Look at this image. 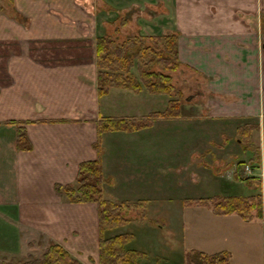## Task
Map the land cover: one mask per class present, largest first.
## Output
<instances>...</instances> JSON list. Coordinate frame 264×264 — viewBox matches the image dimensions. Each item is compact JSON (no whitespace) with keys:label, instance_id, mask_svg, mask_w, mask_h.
<instances>
[{"label":"crops","instance_id":"obj_1","mask_svg":"<svg viewBox=\"0 0 264 264\" xmlns=\"http://www.w3.org/2000/svg\"><path fill=\"white\" fill-rule=\"evenodd\" d=\"M88 1L13 0L10 5L0 0V211L9 213L11 221L18 223L1 230V254L14 253L25 231L44 234L52 243L69 249L68 213L74 209L81 212L79 241L82 245L85 239L94 241L98 254L97 206L96 228L86 229V212L96 204L67 202L56 195L54 186L73 183L78 165L97 158L96 122L102 117L114 118L101 111L102 98H108L117 88L109 89L104 96L97 94L95 39L115 28L120 29L122 37L130 34V25L141 35L175 34L181 64L205 78V89L197 94L206 92L219 99L198 105L211 111L206 118H217L215 121L226 125L237 120L234 126L252 121L263 142L264 0H99L107 8L105 15L90 8ZM155 4L160 11L153 14L154 20L140 15L137 22L129 20L135 12L150 14L149 7ZM118 17L127 20L124 26L117 22ZM167 119L189 120L191 124L202 117L188 113L157 117L158 123ZM18 126L25 129L29 150L17 148ZM114 133L100 137L103 172L102 146ZM140 135L149 140L148 133ZM189 136L196 141L197 134ZM262 142L249 165L251 174H244L253 177L250 182L233 179L235 172L224 179L215 175L212 183L201 185L195 196L159 203L170 206L172 199L180 203L179 214L163 220L169 230L181 228V246L191 254L227 252L229 264H264ZM145 158V164L164 167L166 163L157 154L150 157V150ZM213 182L217 183V192H213ZM219 195H259L260 216L244 220L235 213L216 214L207 204L197 202ZM146 200L142 199L144 204ZM54 206H58V212Z\"/></svg>","mask_w":264,"mask_h":264},{"label":"rangeland","instance_id":"obj_2","mask_svg":"<svg viewBox=\"0 0 264 264\" xmlns=\"http://www.w3.org/2000/svg\"><path fill=\"white\" fill-rule=\"evenodd\" d=\"M88 6L103 15L108 13L107 11L104 13L107 8L99 0H89ZM149 10L150 14L145 13L144 15L143 12H135L132 16L130 14L129 20L134 19L137 22L139 15L140 18H149L150 16V19L154 20L153 14L160 10L157 9L156 4L151 5ZM128 29L130 33L132 32L135 35L136 32L131 28V25ZM143 43L147 44L148 41L144 39ZM132 72L138 76L137 66L134 65ZM171 83L173 84V90L169 95L152 94L144 87L138 91L117 88L113 90L108 98H102L101 101L102 114H107L106 112L113 114V119L125 120V124H127L128 121L126 120L128 119L135 125L144 124L143 127L133 131L119 130V132H115L113 136L107 138V142L103 140L105 145L102 146V157L105 166L104 175L107 178L104 185V196L114 202L123 201L127 203L129 206L125 214L131 220L130 223L115 229L111 234L130 233L132 240L129 247L145 252L149 264H191L192 262V254L183 245L181 246V228L176 226L173 227L174 229L169 230L163 220L167 216L171 217L179 214L180 203L177 199H172L169 202L172 206H169L168 203H165V206L159 203L168 202V199L173 197L183 199L184 197L195 196L202 186H206L208 181L212 183L211 181L214 180L215 175L222 176V179H224L223 177L227 174L234 173L238 169L240 162L250 165L253 162L251 159L256 158L258 145L262 142V138L257 137L255 130L250 131V138L242 135L241 126L244 124L234 126L237 124V120H232L226 125L224 122L215 121L218 120L217 118H211L217 123L206 118L210 116L211 111L200 108L198 105L201 102L215 103L219 99L206 92L202 96L197 94L198 91L205 89L206 81L193 68L181 64L172 73ZM123 90L128 92H123ZM174 103L177 106L173 105ZM189 103L194 104V106H189ZM163 104L165 110L168 106L171 107L170 117L167 118H174L188 113L198 114L202 119H198L196 122L192 121L191 124L189 120L180 122L174 119H171V121L167 119L165 122L159 121L158 123V115H162L165 111ZM107 107L110 108L108 111ZM128 113L134 114V116L126 115ZM117 114L120 117H116ZM222 124L224 125L223 131H221ZM250 125H254L252 121ZM207 126L208 130H205ZM143 133L150 135L149 140L140 135ZM205 133L208 134V137ZM191 134L193 136L197 134L196 141L190 140L189 135ZM117 135H119L118 138H116ZM120 135H126L128 138L122 139ZM115 138L116 141H113ZM153 139L155 141H152ZM145 140L148 141L145 142ZM111 144L112 146H110ZM244 147L248 148L244 150ZM124 148L127 150L125 151ZM148 150H150V157L157 154L160 160L164 158L166 160L165 166L158 167L148 164L150 162L145 164V156H147ZM160 152H164L165 157L161 156ZM242 170L243 175L245 173L248 175L246 165L243 166ZM231 177L229 179L233 181ZM71 184L73 185L74 182ZM219 184L221 185V182ZM214 186H217L216 182ZM215 187L213 192L218 191ZM142 199H147L148 203L143 205L140 202L138 203L140 205L132 206V204L142 201ZM91 207L93 210L86 212L87 230L92 229V227L94 230L96 228V205ZM171 207L172 212H168ZM54 210L58 212V206H54ZM80 218L81 212L79 213L77 209L69 211L70 236L67 242L71 246L66 250L82 264H97L98 254L94 241L85 239V245H82V241H79L77 229H80L81 226ZM65 219L67 220V216ZM11 220L12 217L9 213L1 209L0 233L4 227L18 224L16 221ZM21 236L18 246L13 249L15 250L14 253H0V264L39 259L43 256L49 244L53 242L41 233L29 234L28 231H25Z\"/></svg>","mask_w":264,"mask_h":264},{"label":"trees","instance_id":"obj_3","mask_svg":"<svg viewBox=\"0 0 264 264\" xmlns=\"http://www.w3.org/2000/svg\"><path fill=\"white\" fill-rule=\"evenodd\" d=\"M12 5L13 0H5ZM3 6L0 4V12ZM113 23V21H111ZM117 22L124 26L127 20L118 17ZM110 23V22H107ZM115 23V22H114ZM120 29L115 28L109 35L99 36L95 39L96 84L98 96H104L111 88L131 89L138 91L145 88L152 94L169 95L173 90L171 83L172 73L176 71L181 62L178 58L177 37L175 34L166 35H141L131 32L119 36ZM133 35V36H131ZM148 41L147 44L143 40ZM137 66L138 76L132 72ZM160 69H157V68ZM173 105H176L175 103ZM172 106V104H171ZM177 106V105H176ZM171 107L162 113V117H170ZM173 108V107H172ZM169 115V116H168ZM113 118H100L96 122L98 141L94 145L97 158L81 162L77 167L74 184L54 186L56 195L63 197L70 203H94L97 206L98 228V262L97 264H149L145 252L129 247L132 240L130 233L111 234L115 229L130 223L126 216L128 204L114 202L104 196L105 178L101 155L100 137L104 133L133 131L144 124ZM242 135L250 138V131H256L257 126L244 124L241 126ZM247 130V133H246ZM246 133V134H245ZM17 148L29 150L30 143L26 137L25 129L17 127ZM264 143V137H263ZM248 147H244L246 150ZM250 148V147H249ZM264 150V145H263ZM254 151H256L254 149ZM258 154V150H257ZM255 159V158H254ZM251 159V161H254ZM253 163V162H252ZM240 162L235 171V178L245 183L253 180V177L243 175V166ZM241 167V169H240ZM141 202V203H140ZM199 203L207 204L216 214L235 213L244 220H250L254 215L260 216L259 195L244 196H214L198 199ZM144 205L143 201L136 202L132 206ZM227 252H219L212 255L203 253L192 254V264H229ZM12 264H82L75 259L62 246L51 243L43 256L39 259L20 261Z\"/></svg>","mask_w":264,"mask_h":264},{"label":"bare ground","instance_id":"obj_4","mask_svg":"<svg viewBox=\"0 0 264 264\" xmlns=\"http://www.w3.org/2000/svg\"><path fill=\"white\" fill-rule=\"evenodd\" d=\"M248 170H252L251 167H249V165L246 166V171Z\"/></svg>","mask_w":264,"mask_h":264},{"label":"built area","instance_id":"obj_5","mask_svg":"<svg viewBox=\"0 0 264 264\" xmlns=\"http://www.w3.org/2000/svg\"><path fill=\"white\" fill-rule=\"evenodd\" d=\"M247 172H248V174H251L252 171L251 170H248Z\"/></svg>","mask_w":264,"mask_h":264}]
</instances>
